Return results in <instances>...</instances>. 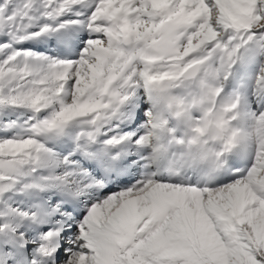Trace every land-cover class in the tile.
Masks as SVG:
<instances>
[{
    "label": "snow or ice",
    "instance_id": "1",
    "mask_svg": "<svg viewBox=\"0 0 264 264\" xmlns=\"http://www.w3.org/2000/svg\"><path fill=\"white\" fill-rule=\"evenodd\" d=\"M0 264H264V0H0Z\"/></svg>",
    "mask_w": 264,
    "mask_h": 264
}]
</instances>
